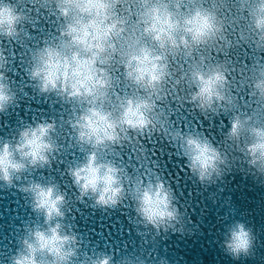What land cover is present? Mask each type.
<instances>
[{
	"label": "clouds",
	"instance_id": "9594fccd",
	"mask_svg": "<svg viewBox=\"0 0 264 264\" xmlns=\"http://www.w3.org/2000/svg\"><path fill=\"white\" fill-rule=\"evenodd\" d=\"M21 80L69 112L22 122L0 143V183L23 179L18 190L42 218L9 264H169L153 241L191 234L205 198L225 209L223 254L256 257L257 231L228 223L211 190L234 172L264 186V0H0V117L19 107ZM62 127L82 156L59 172L68 190L32 178L57 164ZM173 157L183 162L175 177ZM83 202L130 206L142 243L83 252L66 227Z\"/></svg>",
	"mask_w": 264,
	"mask_h": 264
},
{
	"label": "water",
	"instance_id": "95a60500",
	"mask_svg": "<svg viewBox=\"0 0 264 264\" xmlns=\"http://www.w3.org/2000/svg\"><path fill=\"white\" fill-rule=\"evenodd\" d=\"M19 87L23 89L19 107L0 117V143L5 138L11 139L22 122H31L41 117L61 121L69 112L55 98L36 95L30 87L25 86L23 80ZM63 133L62 127L64 149L57 164L52 169L44 170L42 175L40 172L34 173L32 178L42 183L57 182L61 188L68 190L71 184L59 172L65 165L75 163L82 156L77 150L68 147L67 137ZM165 160L167 161V157ZM182 164L176 157L168 163V170L173 172V177L175 172L180 171ZM24 182L23 179L15 182L17 187L12 188L0 183V264H9V258L15 254L17 241L25 234L26 226L42 224V218L32 212L30 198L18 190L19 184ZM192 188V184L188 183L185 195ZM220 188L222 192H217L216 189L211 191L231 211L232 215L227 222L243 220L260 237L256 257L243 264H264V186L254 182L250 176L234 172L225 178ZM196 199L200 200L201 197L197 196ZM205 202V210L197 208L195 214L191 215V220L194 221L191 234L181 236L168 233L153 241L151 251L158 257L166 258L169 264H238L224 255L219 246L225 230V223L219 218L225 209L213 206L207 198ZM133 215L130 206L105 212L93 208L91 202L75 203L67 210L66 227L79 234L83 252L94 254L97 251L107 252L109 249H126L132 252L142 243L130 223Z\"/></svg>",
	"mask_w": 264,
	"mask_h": 264
}]
</instances>
